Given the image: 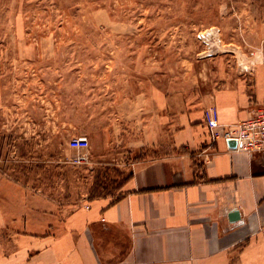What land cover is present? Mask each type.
<instances>
[{
    "label": "rangeland",
    "instance_id": "1",
    "mask_svg": "<svg viewBox=\"0 0 264 264\" xmlns=\"http://www.w3.org/2000/svg\"><path fill=\"white\" fill-rule=\"evenodd\" d=\"M252 5L0 0V216L15 210V188L63 214L116 198L129 178L118 163L157 154L135 143L138 125L129 133L140 104L153 114L160 92H213L264 58ZM79 136L91 142L84 165L72 162ZM0 253L15 254L10 223Z\"/></svg>",
    "mask_w": 264,
    "mask_h": 264
},
{
    "label": "crops",
    "instance_id": "2",
    "mask_svg": "<svg viewBox=\"0 0 264 264\" xmlns=\"http://www.w3.org/2000/svg\"><path fill=\"white\" fill-rule=\"evenodd\" d=\"M252 14L264 42V0H253ZM155 100L153 114L140 104L130 116L129 133L138 125L135 143L157 154L118 163L129 172L120 198L63 214L15 188V210L0 216L15 254L0 253V264H264V154L213 141L206 122L211 107L229 126L264 105V58L213 92Z\"/></svg>",
    "mask_w": 264,
    "mask_h": 264
},
{
    "label": "built area",
    "instance_id": "3",
    "mask_svg": "<svg viewBox=\"0 0 264 264\" xmlns=\"http://www.w3.org/2000/svg\"><path fill=\"white\" fill-rule=\"evenodd\" d=\"M206 122L213 141L223 138L226 142L235 140L236 150L246 154H264V105L257 108L251 117L234 125H221L218 112L211 107L206 113ZM90 139L86 136L74 137L71 145L78 150L72 162L84 165L90 162V156L84 151L90 148Z\"/></svg>",
    "mask_w": 264,
    "mask_h": 264
},
{
    "label": "water",
    "instance_id": "4",
    "mask_svg": "<svg viewBox=\"0 0 264 264\" xmlns=\"http://www.w3.org/2000/svg\"><path fill=\"white\" fill-rule=\"evenodd\" d=\"M229 145L232 148H236L237 143H236L235 140H232V141L229 142ZM239 215H240V213L238 211H236V212H234V213L231 214V218L232 219H238L240 217Z\"/></svg>",
    "mask_w": 264,
    "mask_h": 264
},
{
    "label": "trees",
    "instance_id": "5",
    "mask_svg": "<svg viewBox=\"0 0 264 264\" xmlns=\"http://www.w3.org/2000/svg\"><path fill=\"white\" fill-rule=\"evenodd\" d=\"M99 196H102L103 195V193H100V194H98ZM120 197H118V198H116L117 200L119 199Z\"/></svg>",
    "mask_w": 264,
    "mask_h": 264
}]
</instances>
